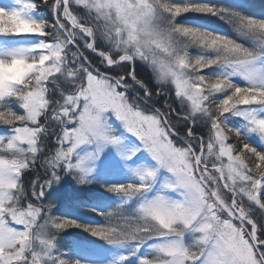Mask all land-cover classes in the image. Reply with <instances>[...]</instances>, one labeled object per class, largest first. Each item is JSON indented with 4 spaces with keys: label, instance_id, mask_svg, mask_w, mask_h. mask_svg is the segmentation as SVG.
<instances>
[{
    "label": "snow or ice",
    "instance_id": "obj_1",
    "mask_svg": "<svg viewBox=\"0 0 264 264\" xmlns=\"http://www.w3.org/2000/svg\"><path fill=\"white\" fill-rule=\"evenodd\" d=\"M0 264H264V0H0Z\"/></svg>",
    "mask_w": 264,
    "mask_h": 264
},
{
    "label": "trees",
    "instance_id": "obj_2",
    "mask_svg": "<svg viewBox=\"0 0 264 264\" xmlns=\"http://www.w3.org/2000/svg\"><path fill=\"white\" fill-rule=\"evenodd\" d=\"M225 26H227V25H225ZM227 30H229L230 31V29L229 28H227V27H225Z\"/></svg>",
    "mask_w": 264,
    "mask_h": 264
},
{
    "label": "rangeland",
    "instance_id": "obj_3",
    "mask_svg": "<svg viewBox=\"0 0 264 264\" xmlns=\"http://www.w3.org/2000/svg\"><path fill=\"white\" fill-rule=\"evenodd\" d=\"M225 27H227L228 28V26H225ZM71 193H69V195H70Z\"/></svg>",
    "mask_w": 264,
    "mask_h": 264
}]
</instances>
